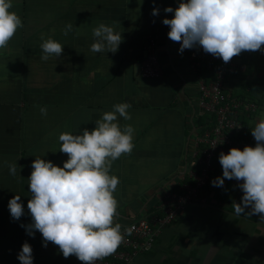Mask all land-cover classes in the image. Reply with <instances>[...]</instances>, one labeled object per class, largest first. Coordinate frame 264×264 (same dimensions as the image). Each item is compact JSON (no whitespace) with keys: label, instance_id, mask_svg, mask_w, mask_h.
Wrapping results in <instances>:
<instances>
[{"label":"crops","instance_id":"1","mask_svg":"<svg viewBox=\"0 0 264 264\" xmlns=\"http://www.w3.org/2000/svg\"><path fill=\"white\" fill-rule=\"evenodd\" d=\"M179 0H13L23 27L6 49H0V264H20L23 243L32 248L33 264H76L65 259L41 234L29 236L25 227L31 194L28 177L35 158L62 167L67 156L59 152V135L92 130L95 121L113 105L128 103L134 128V148L116 160L110 174L120 183L117 223L126 226L136 216L153 210L161 194L180 184L191 163L190 144L197 131V87L167 33L163 19H172L166 7ZM153 8L159 9L152 16ZM113 22H116L113 25ZM101 23L122 35L115 54L90 51L92 30ZM73 29L65 36L66 25ZM158 38V57L164 75L145 79L140 73L143 46L148 36ZM49 38L64 46L58 59H40V45ZM235 71L225 91L251 101L253 113L244 114L251 130L264 114V52H243L234 57ZM47 108L42 116L40 108ZM17 164V174L8 165ZM206 188L207 205H191L165 227L152 249L130 264H264V221L259 215L236 216L232 204L243 195L235 180L212 186L222 177L219 161L213 162ZM21 197L24 215L14 220L8 202ZM246 208L245 212H250Z\"/></svg>","mask_w":264,"mask_h":264},{"label":"clouds","instance_id":"2","mask_svg":"<svg viewBox=\"0 0 264 264\" xmlns=\"http://www.w3.org/2000/svg\"><path fill=\"white\" fill-rule=\"evenodd\" d=\"M13 0H0V49H6L17 30L23 27L20 17L10 11ZM172 19L162 24L170 29L168 38L179 43V52L202 48L207 54L220 58L225 64L243 52H264V0H179L178 7H166ZM153 8L151 15L157 16ZM116 22H113L115 25ZM68 24L66 36L72 31ZM93 53H113L122 43V35L114 26L101 23L92 30ZM40 45V59H58L64 46L49 38ZM131 105L118 103L95 121L92 130L82 129L80 134L63 132L59 135V152L67 156L62 167L51 161L35 158L31 164L28 188L31 198L27 209L31 223L25 227L29 236L38 231L43 246L51 242L67 259L76 257L81 264H96L114 255L132 229L122 225L118 218V201L114 196L120 183L111 175L113 163L122 155H130L134 148V128L123 127L119 120L131 119ZM42 116L47 108L41 107ZM239 128V127H238ZM255 147L243 150L229 149L219 155L222 177L213 180L212 186L223 187L225 180H235L242 191L240 203H233L236 216L259 215L264 221V114L250 130ZM9 173L17 174V164L8 165ZM21 197L14 195L8 202L10 216L19 220L24 215ZM250 208V212H245ZM17 259L20 264H33L32 248L25 242Z\"/></svg>","mask_w":264,"mask_h":264},{"label":"built area","instance_id":"3","mask_svg":"<svg viewBox=\"0 0 264 264\" xmlns=\"http://www.w3.org/2000/svg\"><path fill=\"white\" fill-rule=\"evenodd\" d=\"M174 46L196 81L198 116L208 115L214 120L212 127L199 129L190 144L191 163L198 167L197 171L188 172L189 181H182L175 188L165 190L153 210L136 216L123 226L122 233L124 229L131 228L132 234L124 236L114 255L96 264H130L137 255L149 252L162 230L186 208L208 204L203 189L211 179L212 164L219 161L221 152L228 154L231 148L243 150L245 146L255 147L254 138L245 133L239 116L253 113L256 105L233 98L225 91L226 83L236 68L234 57L225 64L220 58L205 53L202 48L185 49L180 53L179 43H174ZM158 48L157 36H148L140 62V73L145 79H157L164 75Z\"/></svg>","mask_w":264,"mask_h":264},{"label":"trees","instance_id":"4","mask_svg":"<svg viewBox=\"0 0 264 264\" xmlns=\"http://www.w3.org/2000/svg\"><path fill=\"white\" fill-rule=\"evenodd\" d=\"M141 59H142V57H141ZM239 120L243 123V125H244V127H245V133L246 134H251V131L250 130H248L247 129V127L245 126V124H244V120H243V116L242 115H240L239 116ZM213 118L211 117V116H208V115H202V116H199V118H198V121H197V125H195V129L196 130H198V129H200V130H203L204 128H206V127H212V124H213ZM197 166H195L194 167V171H197ZM183 181H189V179L187 178V177H185L184 179H183ZM209 182V181H208ZM208 184V183H207ZM207 184H206V186H205V188L203 189V193L204 194H206V188H207Z\"/></svg>","mask_w":264,"mask_h":264}]
</instances>
